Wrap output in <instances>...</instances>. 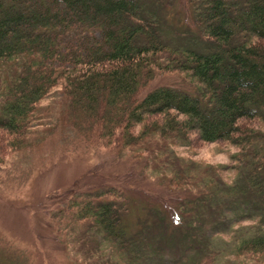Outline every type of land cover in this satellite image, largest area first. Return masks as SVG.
Masks as SVG:
<instances>
[{
    "label": "trees",
    "instance_id": "1",
    "mask_svg": "<svg viewBox=\"0 0 264 264\" xmlns=\"http://www.w3.org/2000/svg\"><path fill=\"white\" fill-rule=\"evenodd\" d=\"M188 2L199 31L190 42L165 28L156 4L142 0H0V148L26 147L41 101L58 89L66 122L99 146L146 153L166 141L234 145L249 185L237 194L252 195L264 210V135L250 125L264 124V0ZM157 72L180 74L192 91H144ZM101 195L74 199L66 211L88 220L123 264L160 260L158 249L177 237L180 249L204 253L211 246L216 226L204 231L203 214L215 211L214 199L179 210L188 214L185 222L154 213L130 231L117 203ZM158 219L176 228L168 232L162 223V231ZM260 252L264 233L235 245L236 256Z\"/></svg>",
    "mask_w": 264,
    "mask_h": 264
},
{
    "label": "rangeland",
    "instance_id": "2",
    "mask_svg": "<svg viewBox=\"0 0 264 264\" xmlns=\"http://www.w3.org/2000/svg\"><path fill=\"white\" fill-rule=\"evenodd\" d=\"M142 1L156 4L165 28L180 41L190 42L199 34L188 0ZM158 86L192 91L177 73H155L144 91ZM38 108L26 147L0 148V264H123L88 220L75 221L73 212L66 211L72 200L97 193H103L98 200L117 203L130 231L139 219L151 221L155 214L171 222L180 216L185 222L188 214L179 210L192 200L218 202L215 211L203 214L204 231L216 226L211 246L204 250L208 253L180 249L177 237L158 249L162 259L149 264H264V252L235 255L239 240L264 233V210L260 201L248 197L252 195L237 194L249 185L243 182L246 175L235 160L234 145L166 141L146 153L99 146L66 122V101L58 89ZM250 125L264 135L263 123ZM5 139L0 130V144ZM174 176L178 186L171 181ZM163 225L168 232L176 228Z\"/></svg>",
    "mask_w": 264,
    "mask_h": 264
}]
</instances>
